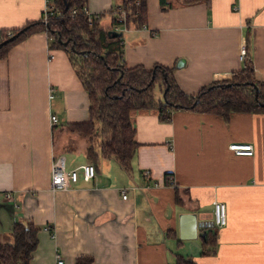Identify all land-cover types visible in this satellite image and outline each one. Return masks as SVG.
I'll use <instances>...</instances> for the list:
<instances>
[{
	"label": "crops",
	"instance_id": "obj_1",
	"mask_svg": "<svg viewBox=\"0 0 264 264\" xmlns=\"http://www.w3.org/2000/svg\"><path fill=\"white\" fill-rule=\"evenodd\" d=\"M119 2L85 1L89 12H104V28ZM42 7L43 0H0V29L40 19ZM146 8V27L130 22L120 35L127 66L162 64L194 94L243 67L248 33L254 77L264 80V0H146ZM49 44L44 31L35 32L0 58V242L11 240L15 220L26 219L38 226L29 264H75L81 256L91 264H174L179 256L264 264V112L223 118L177 109L162 122L153 110H132L139 145L130 170L100 158L93 178L80 175L70 188L52 190L55 154L67 169L89 161L86 139L66 128L88 119L89 98L67 53ZM230 143H250L253 154H235ZM6 190L16 205L3 199ZM214 200L226 205L221 227L213 224ZM182 212L196 214L200 238H179ZM208 234L214 252L202 253Z\"/></svg>",
	"mask_w": 264,
	"mask_h": 264
},
{
	"label": "trees",
	"instance_id": "obj_2",
	"mask_svg": "<svg viewBox=\"0 0 264 264\" xmlns=\"http://www.w3.org/2000/svg\"><path fill=\"white\" fill-rule=\"evenodd\" d=\"M85 1L53 0L59 15L54 13L46 21L42 18L29 20L18 28L0 29V58L13 44L40 31L47 34L50 47L67 53L88 94L89 117L67 123L66 128L86 139L85 155L95 168L100 158L111 157L130 170V162L139 145L134 138L132 110H153L162 122H168L172 111L177 109L214 113L223 118L232 112H264V80L254 77L248 57V33L245 34L243 67L232 72L230 79L212 81L189 94L176 83L169 67L154 64L146 69L141 65L129 67L124 64L121 61V36H112L109 33L111 27L100 25L99 18L104 12L94 16L92 25L88 26L87 16L82 11ZM118 8L126 11L128 25L130 22L138 27L145 24L146 0H120L109 10L111 24L116 22ZM73 9L76 12L71 14ZM158 90L159 97L155 94ZM37 230L38 226L29 220H15L10 231L11 240L0 242V264H29L37 243ZM214 239V234H208L202 244V253L214 252ZM91 263L90 256L77 257L75 262ZM174 264L196 263L179 256Z\"/></svg>",
	"mask_w": 264,
	"mask_h": 264
},
{
	"label": "built area",
	"instance_id": "obj_3",
	"mask_svg": "<svg viewBox=\"0 0 264 264\" xmlns=\"http://www.w3.org/2000/svg\"><path fill=\"white\" fill-rule=\"evenodd\" d=\"M83 13L87 16L88 26H91L93 23V18L97 14H93L88 11L86 7V3H83L82 7ZM75 9L72 10L71 14H74ZM119 15L116 18V22L111 24V29L115 31L123 32L128 28V23L126 22V11L123 8H118ZM59 15L60 12L56 8L53 0H43L42 14L41 18L46 21L53 14ZM142 27H146V25H142ZM246 56V48L245 43H242L240 48L239 57L240 59H244ZM52 57V55H50ZM232 76L228 74L227 76H223L224 78L216 79L214 81H222L230 79ZM50 96H52V92L50 91ZM50 121L52 124L57 123V118L55 115L50 116ZM229 149L233 150L235 154H245L251 155L253 154V146L250 143H230ZM96 168L94 164L90 161L85 162L83 164L78 165L75 168L67 169L65 167V158L63 154H55L50 167V177H49V185L52 190H66L71 187L72 183L76 182L81 175L84 180H90L95 176ZM169 180H172V177L169 176ZM123 198L127 195V189L122 188L120 190ZM3 199L7 201H11L13 205H16L13 200L12 192L6 190L2 193ZM213 224L217 227H221L226 223V205L223 201L214 200L213 201ZM47 229H50L48 224H45ZM62 260L58 258L57 263L60 264Z\"/></svg>",
	"mask_w": 264,
	"mask_h": 264
},
{
	"label": "water",
	"instance_id": "obj_4",
	"mask_svg": "<svg viewBox=\"0 0 264 264\" xmlns=\"http://www.w3.org/2000/svg\"><path fill=\"white\" fill-rule=\"evenodd\" d=\"M109 33H111L112 36H118L122 34L121 31H115L113 29L109 30ZM3 42H6V40ZM178 65H180V63ZM178 224L180 239H190L199 236L200 233L198 232V221L196 220V214L194 212L180 213L178 215Z\"/></svg>",
	"mask_w": 264,
	"mask_h": 264
},
{
	"label": "rangeland",
	"instance_id": "obj_5",
	"mask_svg": "<svg viewBox=\"0 0 264 264\" xmlns=\"http://www.w3.org/2000/svg\"><path fill=\"white\" fill-rule=\"evenodd\" d=\"M107 20V19H106ZM102 21H105L104 20V18H103V20ZM87 146V141H86V145H85V147ZM201 236H200V234H199V236L197 237V238H200Z\"/></svg>",
	"mask_w": 264,
	"mask_h": 264
}]
</instances>
